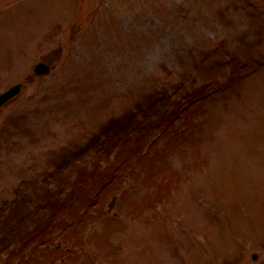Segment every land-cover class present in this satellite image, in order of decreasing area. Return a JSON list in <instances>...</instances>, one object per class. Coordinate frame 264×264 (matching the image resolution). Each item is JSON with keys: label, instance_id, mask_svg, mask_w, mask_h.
I'll use <instances>...</instances> for the list:
<instances>
[{"label": "rangeland", "instance_id": "rangeland-1", "mask_svg": "<svg viewBox=\"0 0 264 264\" xmlns=\"http://www.w3.org/2000/svg\"><path fill=\"white\" fill-rule=\"evenodd\" d=\"M18 82L0 264H264V0H0V92Z\"/></svg>", "mask_w": 264, "mask_h": 264}, {"label": "water", "instance_id": "water-1", "mask_svg": "<svg viewBox=\"0 0 264 264\" xmlns=\"http://www.w3.org/2000/svg\"><path fill=\"white\" fill-rule=\"evenodd\" d=\"M35 72L36 74H44L47 73L49 71L48 67L43 65V64H37L35 67ZM21 85H16L14 87H12L11 89H9L6 93H4L3 95L0 96V105L9 97H11L12 95L16 94L19 89H20Z\"/></svg>", "mask_w": 264, "mask_h": 264}]
</instances>
